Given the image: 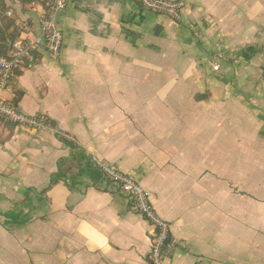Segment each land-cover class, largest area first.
I'll list each match as a JSON object with an SVG mask.
<instances>
[{
  "label": "crops",
  "instance_id": "0c3cea01",
  "mask_svg": "<svg viewBox=\"0 0 264 264\" xmlns=\"http://www.w3.org/2000/svg\"><path fill=\"white\" fill-rule=\"evenodd\" d=\"M5 1L13 26L41 10ZM182 1L176 22L67 0L62 51L16 71L5 97L56 132L0 119V264H150L148 222L95 156L152 193L166 264H264V0Z\"/></svg>",
  "mask_w": 264,
  "mask_h": 264
},
{
  "label": "built area",
  "instance_id": "2783aa9c",
  "mask_svg": "<svg viewBox=\"0 0 264 264\" xmlns=\"http://www.w3.org/2000/svg\"><path fill=\"white\" fill-rule=\"evenodd\" d=\"M41 10L36 19L32 17L15 18L14 26L18 37L12 42L7 56L0 57V119L5 122L24 126L42 133H55L52 122L44 115H31L5 97L13 91L16 71L26 60L40 50L50 54H59L65 44L64 33L59 26V16L66 9L67 0H39ZM140 7L163 15L176 22L183 20L186 4L182 0H134ZM7 16H13L8 11ZM38 30V33H36ZM213 61L215 71L221 68L220 60ZM94 165L117 185L119 192L128 198L130 206L146 220L150 226L151 246L148 255L150 264H166L174 248L172 226L157 212L152 193L129 174L122 172L108 161L93 157Z\"/></svg>",
  "mask_w": 264,
  "mask_h": 264
},
{
  "label": "trees",
  "instance_id": "16d2710c",
  "mask_svg": "<svg viewBox=\"0 0 264 264\" xmlns=\"http://www.w3.org/2000/svg\"><path fill=\"white\" fill-rule=\"evenodd\" d=\"M10 9L5 0H0V57L7 56L12 42L18 37V32L13 23L8 21L6 12ZM23 94L16 93L14 104L20 101Z\"/></svg>",
  "mask_w": 264,
  "mask_h": 264
},
{
  "label": "rangeland",
  "instance_id": "374dc122",
  "mask_svg": "<svg viewBox=\"0 0 264 264\" xmlns=\"http://www.w3.org/2000/svg\"><path fill=\"white\" fill-rule=\"evenodd\" d=\"M259 147H261V146H259ZM8 255H9L8 258H6V254H4V257H5V258H2V257L0 256V257L2 258L1 261L4 262V263L10 261V260H11L10 255H12V254H9V253H8ZM20 256H22V255H19V256H17V257H20ZM14 257H15V255H14Z\"/></svg>",
  "mask_w": 264,
  "mask_h": 264
}]
</instances>
